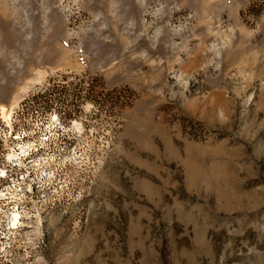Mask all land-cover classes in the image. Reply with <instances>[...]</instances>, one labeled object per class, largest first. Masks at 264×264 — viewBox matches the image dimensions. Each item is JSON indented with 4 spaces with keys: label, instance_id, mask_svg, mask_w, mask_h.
Masks as SVG:
<instances>
[{
    "label": "rangeland",
    "instance_id": "374dc122",
    "mask_svg": "<svg viewBox=\"0 0 264 264\" xmlns=\"http://www.w3.org/2000/svg\"><path fill=\"white\" fill-rule=\"evenodd\" d=\"M0 264H264V0H0Z\"/></svg>",
    "mask_w": 264,
    "mask_h": 264
}]
</instances>
